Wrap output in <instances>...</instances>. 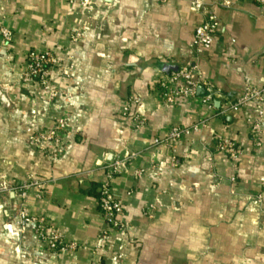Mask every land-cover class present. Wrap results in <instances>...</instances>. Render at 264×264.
Instances as JSON below:
<instances>
[{"label": "crops", "instance_id": "obj_1", "mask_svg": "<svg viewBox=\"0 0 264 264\" xmlns=\"http://www.w3.org/2000/svg\"><path fill=\"white\" fill-rule=\"evenodd\" d=\"M194 1L95 0L80 8L66 0H0V27L12 31L9 42L0 41V87L8 101L0 100V170L9 185L28 176L48 182L50 193L29 194L25 206L77 244L71 252H51L31 230L19 235L13 223L3 227L15 195L1 193L0 264H264V105L255 145L244 115L220 114L219 99L209 113L199 100L163 108L155 96L159 76L191 59L194 29L209 13L217 28L199 59L202 77L229 99L246 83L264 88V6ZM77 30L81 37L72 42L69 34ZM34 49L53 51L72 66L67 77L52 75L53 86L68 93L61 102L70 113L66 148L56 160L26 141L58 115L45 91L19 81ZM129 97L145 109L137 130L120 113ZM201 119L205 125L173 150L165 144L170 126ZM215 133L240 146L235 161L217 150ZM109 153L134 158L113 179L126 231L110 230L102 241L97 189Z\"/></svg>", "mask_w": 264, "mask_h": 264}, {"label": "built area", "instance_id": "obj_2", "mask_svg": "<svg viewBox=\"0 0 264 264\" xmlns=\"http://www.w3.org/2000/svg\"><path fill=\"white\" fill-rule=\"evenodd\" d=\"M165 1V0H162ZM264 6V0H253ZM72 7L86 8L95 3V0H66ZM222 5H229L228 0H218ZM195 5L200 2L194 1ZM217 28V18L214 14L206 15L204 21L198 24L193 33V40L190 44L191 59L179 66L172 68L169 72L159 76L156 83L155 96L158 106L163 108L179 105L184 100L199 102L209 113H214L216 100L223 102L220 114L242 113L248 125L250 136L255 145H260V135L263 123L264 88L257 87L251 83H246L243 91L235 98L229 99L221 95L216 85L207 78H203L200 72L199 59L212 45ZM81 37L80 30L69 34L72 42H78ZM12 39V31L8 27H0V41L5 44ZM264 56V51L262 52ZM72 57H67L71 61ZM72 70L71 65L63 63L61 58L53 51L30 50L25 58V66L21 75V81L38 87L47 93V100L52 102L54 108L60 114L54 119L52 125L40 127L30 137L34 152L43 155L51 160L58 159L65 151L64 139L70 124V113L66 111V105L61 102V96L66 97L68 93L53 86V74L58 72L60 76H69ZM5 91L0 87V100L6 102ZM123 117L128 118L133 130L144 126L146 114L143 102L134 97H129L120 109ZM205 125V120L201 119L192 126L172 125L165 132V144L174 149L175 144L187 137L192 132L199 130ZM218 151L225 153L235 161L241 154L240 146L229 136L221 133L213 134ZM134 154L123 157H114L112 161H106L103 165V180L100 181L97 189V203L102 216L104 227L101 231V240L106 241L109 231H116L123 235L126 231L127 223L123 219L125 210L124 201L115 193L113 179L128 172V161L133 159ZM210 158H208L209 160ZM174 160V156L171 157ZM143 171H134L135 177H140ZM260 185L264 188V178L259 179ZM50 182H54L51 180ZM49 182V183H50ZM48 182L27 177L12 188V192L17 194L18 211L16 222L18 232L24 234L31 230L35 241L45 250L58 253L74 251L77 247L75 242L67 241L64 236L49 222L45 215H34L27 210L24 201L30 193L38 198L50 193L46 189ZM10 190L11 187L4 186ZM11 191V190H10ZM8 191V192H10ZM263 200L262 195L257 196V201Z\"/></svg>", "mask_w": 264, "mask_h": 264}, {"label": "rangeland", "instance_id": "obj_3", "mask_svg": "<svg viewBox=\"0 0 264 264\" xmlns=\"http://www.w3.org/2000/svg\"><path fill=\"white\" fill-rule=\"evenodd\" d=\"M24 66H25V63H24ZM24 70V69H23ZM23 72V71H22ZM22 72H21V74L19 75V81L21 82V83H23L22 81H21V75H22ZM60 114V112L58 111V115ZM32 135V134H31ZM30 135V136H31ZM30 136H28V138L26 139V141L28 142L29 141V137ZM32 148H33V146H32ZM33 150H34V148H33ZM3 174V171H1L0 170V194L1 193H8V191H13L12 190V188H14L15 186H17L20 182H22V181H20V182H18V183H16V184H14V185H9L8 183H7V180H6V176L5 175H2ZM28 177H30V176H28ZM30 178H32V177H30ZM27 178H25L24 180H26ZM32 179H35V178H32ZM4 186H6V187H11V189L10 190H8V189H4ZM14 195H15V198H14V200L12 201V203H10V208H11V210L13 211V213H12V215H11V218H9L8 220H6L5 222H4V224H3V227H4V225L6 224V223H8V224H12L13 223V225H14V227H15V231H16V233L17 234H19L20 235V233L18 232V228H16V226H17V223L18 222H16V216H17V211H18V207H19V205H18V200H17V194L16 193H13ZM30 194H34V193H30ZM28 198V197H27ZM26 201V200H25ZM25 201H24V204H25ZM26 207V206H25ZM27 208V207H26ZM6 210V209H5ZM28 210V209H27ZM5 216H7L6 214H5ZM2 227V228H3Z\"/></svg>", "mask_w": 264, "mask_h": 264}, {"label": "water", "instance_id": "obj_4", "mask_svg": "<svg viewBox=\"0 0 264 264\" xmlns=\"http://www.w3.org/2000/svg\"><path fill=\"white\" fill-rule=\"evenodd\" d=\"M106 1H110V0H106ZM216 103H217V102H215V104H216ZM113 158H114V155H113V154H110V153H109V154H106V155H105V160H106V161H109V162H110V161L113 160Z\"/></svg>", "mask_w": 264, "mask_h": 264}]
</instances>
